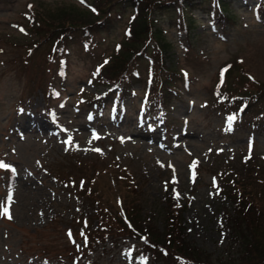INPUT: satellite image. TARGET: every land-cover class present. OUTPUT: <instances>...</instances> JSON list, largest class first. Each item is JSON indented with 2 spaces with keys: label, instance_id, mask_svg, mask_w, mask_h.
<instances>
[{
  "label": "rangeland",
  "instance_id": "rangeland-1",
  "mask_svg": "<svg viewBox=\"0 0 264 264\" xmlns=\"http://www.w3.org/2000/svg\"><path fill=\"white\" fill-rule=\"evenodd\" d=\"M223 1L234 18V24L226 25L223 32L199 7L194 10L188 37L174 24L178 17L175 10L158 20L171 44L166 61L173 71H185L189 82L185 87V82L177 81L178 95L162 112V124L160 116L149 108L142 113L138 110L144 96L140 85L134 99L118 101L122 103L119 114L109 109L100 116L87 109V102H80L86 93L108 91L105 87L94 89L88 81L89 72L122 41L124 23L110 34L96 36L93 53L83 52L76 38L71 40L61 89L56 64L45 61L48 45L35 50L32 46L28 6L33 3L38 13L46 8L54 16L55 22L50 23L54 28L65 15L71 20L83 18L80 3L0 0V157L13 161L19 171L13 182L12 218L0 216V264H61L70 256L64 231L75 225L82 212L92 213L93 209L87 210L88 200L75 188L77 195L71 187L56 186L51 177H70L75 185L79 178L94 176L98 170L104 173L98 180L103 189L100 195L109 206L119 196L126 195L128 205L140 199L142 214L156 212L152 219L159 226L160 220L164 222L165 214L161 218L159 212L169 189L177 202L185 205L184 225L193 247L216 264L226 255L237 254L228 226H220L219 219L223 222L224 211L230 212L232 206L217 195L214 173L238 165L239 156L249 151L255 156L253 161L264 168V131L247 119L231 127L229 119L213 107L212 86L219 71L230 65V82L241 69L264 86V19L257 13L264 0ZM202 8L208 14L209 2L204 1ZM27 48L33 49L29 57ZM145 67L141 61L142 79ZM53 90L59 94L55 99L49 94ZM145 113L148 120L157 116L156 127L146 120ZM134 121L150 124V136H132L136 132ZM234 156H238L235 161ZM125 169L139 184L137 194L125 188V183L111 181ZM25 170L30 176L26 177ZM3 175L0 173V204L7 189ZM141 245L134 239L109 238L86 258L68 264H147L139 257Z\"/></svg>",
  "mask_w": 264,
  "mask_h": 264
},
{
  "label": "trees",
  "instance_id": "trees-1",
  "mask_svg": "<svg viewBox=\"0 0 264 264\" xmlns=\"http://www.w3.org/2000/svg\"><path fill=\"white\" fill-rule=\"evenodd\" d=\"M90 2L96 5L97 15L89 14L85 20L82 18L71 20L65 15L62 17V23L58 25L59 27L54 28L50 24L55 22L53 21L55 20L53 19L54 16L46 8H44V11L41 9L40 13L36 11V34L44 41H47L50 36L69 35L72 29L86 28L87 20L91 25L90 30H92V27L97 32L101 29L108 30L113 21L119 22L122 19V14L118 15L119 18L113 15L116 11L135 7V13H133L132 19L127 24L131 33L129 43H127L126 48L122 47L116 56L109 59L108 67L101 73V81H108L118 78L129 66L131 57L139 50L141 51V47L147 42H149L147 45L150 43L155 44V56L158 59L166 54L171 45L165 40L163 30L158 25L159 17L164 15V12H170V10L178 7H181L183 11H187L185 15L190 16L192 15L191 9H194L198 4H202L204 0H90ZM220 3L223 10L226 11L225 3L222 0H220ZM217 20L218 23L222 24L223 22H230L231 18L228 15L220 14ZM193 22L192 18L187 17L179 26L185 33H188ZM46 28L47 30L43 31ZM41 32H43L42 36ZM161 63L160 70L169 72L168 67H165V62L162 61ZM241 71V69H238L237 73L235 70L236 73L231 82L229 81L230 71L224 84L226 87L229 83L228 91H231V93L228 94L234 99V114L240 118H249L250 116L252 120L261 119L260 114L264 113V86L251 80L245 72ZM159 77V82H162L161 85L167 86L170 82L175 81V76L167 77L164 75L162 79L161 71ZM238 87H241V89L237 90ZM163 95L166 99H168V95L171 96L167 89L163 90ZM251 166L256 168L255 164ZM254 168L251 172L250 183L255 185V192L246 191L245 186L244 190L239 188L237 191L239 196L236 198L238 201L234 202L236 205L234 216L229 221L234 242L241 249V253L236 260H228L231 262L227 261L223 264H264V172H262L263 175H257ZM174 209L170 204L169 213L165 217V229L160 235L156 234L154 229L149 232L151 243L167 251L168 256L163 257L165 261H171L174 264H181V261H184L185 264H212L210 260L206 259L202 251L186 241L185 232L180 224L181 215ZM130 215L133 220H136V215L133 212ZM157 258L156 256L155 259Z\"/></svg>",
  "mask_w": 264,
  "mask_h": 264
},
{
  "label": "snow or ice",
  "instance_id": "snow-or-ice-1",
  "mask_svg": "<svg viewBox=\"0 0 264 264\" xmlns=\"http://www.w3.org/2000/svg\"><path fill=\"white\" fill-rule=\"evenodd\" d=\"M21 31H23V29H21ZM8 167H9L8 165L4 164L3 162H0V168L8 169ZM8 199L11 200V197L9 196ZM0 216H3V217L8 218V219L12 218L9 208L4 206L3 204H0Z\"/></svg>",
  "mask_w": 264,
  "mask_h": 264
}]
</instances>
